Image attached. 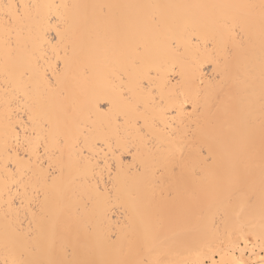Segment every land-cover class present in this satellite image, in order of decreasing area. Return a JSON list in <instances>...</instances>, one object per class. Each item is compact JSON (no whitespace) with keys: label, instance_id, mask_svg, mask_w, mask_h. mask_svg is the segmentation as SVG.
I'll use <instances>...</instances> for the list:
<instances>
[{"label":"bare ground","instance_id":"bare-ground-1","mask_svg":"<svg viewBox=\"0 0 264 264\" xmlns=\"http://www.w3.org/2000/svg\"><path fill=\"white\" fill-rule=\"evenodd\" d=\"M51 262L264 264V0H0V264Z\"/></svg>","mask_w":264,"mask_h":264},{"label":"snow or ice","instance_id":"snow-or-ice-1","mask_svg":"<svg viewBox=\"0 0 264 264\" xmlns=\"http://www.w3.org/2000/svg\"><path fill=\"white\" fill-rule=\"evenodd\" d=\"M5 7L11 8L13 6L11 5H5ZM15 13H5V17L9 20H11L14 17ZM51 264H57V262H51ZM74 264H79V262H74ZM86 264V262H85Z\"/></svg>","mask_w":264,"mask_h":264}]
</instances>
